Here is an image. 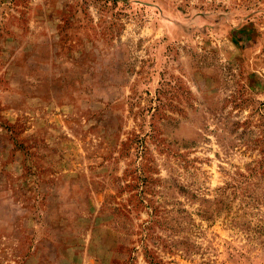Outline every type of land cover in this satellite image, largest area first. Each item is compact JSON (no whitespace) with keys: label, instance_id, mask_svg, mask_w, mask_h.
Here are the masks:
<instances>
[{"label":"rangeland","instance_id":"1","mask_svg":"<svg viewBox=\"0 0 264 264\" xmlns=\"http://www.w3.org/2000/svg\"><path fill=\"white\" fill-rule=\"evenodd\" d=\"M0 264H264V0H0Z\"/></svg>","mask_w":264,"mask_h":264}]
</instances>
